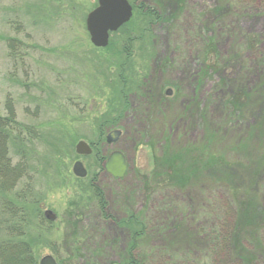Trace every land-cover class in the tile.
<instances>
[{
	"label": "rangeland",
	"instance_id": "obj_1",
	"mask_svg": "<svg viewBox=\"0 0 264 264\" xmlns=\"http://www.w3.org/2000/svg\"><path fill=\"white\" fill-rule=\"evenodd\" d=\"M243 1L248 7L233 21L227 39L217 37L216 65L207 70L202 47L195 53L190 49L198 43L189 32L183 37L182 25L188 20L196 27L210 19L218 0H189L186 19L170 24H147L133 11L130 24L109 38L107 50L94 48L85 30V17L97 0H0V110L8 102L23 126L9 150L13 156L23 153L28 165V179L17 190L25 186L26 194L32 195L24 206L29 230L36 234L33 248L38 260L53 256L54 249L58 256H66L70 238L83 244L81 259L87 264L96 260L91 254L100 261V252L108 257L123 243L124 231L104 218L93 202L85 203L88 180L79 181L72 174L78 159L88 178L95 176L105 189L109 216L147 215L154 183L150 181L146 190L139 184L140 194L131 181H118L106 173L105 159L99 167L95 158L74 150L79 140L90 142L96 137V118L112 104L115 109L119 105L113 84L123 61V45L133 53L124 72L139 82V88L127 94L129 109L117 120L120 136L112 144L103 142L98 157L118 150L131 173H151L157 166L162 168L152 144L196 140L195 146L207 147L209 138L211 145L202 153L205 168L200 166L187 184L198 190L221 174L225 183L240 187L237 198L244 199L242 195L253 193L247 192L250 183L264 182V0ZM140 30L146 31L142 38L127 45L126 34L138 38ZM9 41L16 57L8 56ZM216 155H223L227 165L207 166L208 158ZM172 169V175L180 172L174 165ZM254 197L249 200L259 199L258 194ZM44 210L53 212L55 220L46 219ZM246 227L250 230L239 237L256 251L258 232L250 223Z\"/></svg>",
	"mask_w": 264,
	"mask_h": 264
},
{
	"label": "trees",
	"instance_id": "obj_2",
	"mask_svg": "<svg viewBox=\"0 0 264 264\" xmlns=\"http://www.w3.org/2000/svg\"><path fill=\"white\" fill-rule=\"evenodd\" d=\"M130 1L133 3L137 0ZM140 4V7L134 8V12H138L147 24H162L164 21L170 24L174 20L179 21L188 16L189 0H140ZM247 7V3L243 0H218L217 5L211 10L210 19L200 21L196 27L188 20L182 25L183 37L186 39L185 34L189 32L201 45L205 57L204 68L207 70L215 68L218 58L217 37L227 39L231 34L233 21L239 20L242 11ZM204 13L206 12H203V15ZM130 21L117 31H122ZM138 33V38L132 36L133 34H126L127 45L135 39L142 38L146 31L140 30ZM114 34L115 32L111 33ZM13 41L7 44L10 57H16L11 43ZM110 44L111 39L103 49L107 50ZM120 53L124 54V57L117 66L116 81L115 85L113 84L119 105L115 109L112 104L108 112L96 118V137L89 142L93 148L91 156L96 159L99 167L105 159L98 157V153L106 130L117 127L118 118L129 109L130 101L127 94L139 88V82L132 79L130 73L124 72L123 67L126 60L133 55L132 50L123 45ZM221 54L222 52L219 53ZM225 55L226 53L222 54ZM212 57L215 62L212 61ZM22 127L12 105L7 102L3 111L0 110V264H38L33 248L36 234L29 230L30 216L25 212L24 206L25 201L31 200L32 195L26 194L29 188L25 186L17 190L21 181L28 179V165L23 153L18 152L13 156L9 150V145L21 136L19 133ZM163 141V144L161 142L151 146L159 151L157 156L155 155L157 157L155 160L162 168L157 166L151 171L152 174L149 171L140 173L137 170L131 173L128 169L126 175L120 179L131 181L132 184L127 182V185H136L135 188L140 184L144 190L151 187L150 181L155 184L150 188L154 193L148 197L150 200L145 208L147 215L139 216L130 212L125 216L124 214L119 217L109 216V201L105 189L97 183L95 176L84 178L88 180L87 188L90 190L85 203L93 202L92 206H95L104 218L111 219L124 231L123 243L119 242L120 250L118 249L113 255L109 254L108 257H104L103 252H100L99 254H102L100 261L97 256L91 254L90 258L96 259L93 264H104V262L105 264H151V261L152 264H264V182L248 185L247 192L253 193L247 196L254 197L256 194L259 196L255 201L249 200L246 195L241 196L246 197L244 199L237 198V190L240 187H237L235 182L225 183L221 174L219 176L214 174L217 176H213L214 181L210 180L205 186L195 190V187L187 184V181L200 169L205 168L202 153L211 145L209 138L207 147L206 144L195 146L196 140L193 144L185 141L174 145L170 144L171 139ZM222 157L224 156H211L206 165L220 167L222 163L224 167L227 163ZM262 157L264 158V152ZM172 165L180 169V172L172 175ZM231 175L233 176V174L228 176L231 178ZM232 179L234 181L233 177ZM136 189L140 192L138 188ZM197 191L198 193H195ZM144 194L146 197V192ZM255 206L259 209L256 210ZM249 223L254 227V231L258 232L254 234L258 239L256 251V248L248 249L239 237L240 232L250 230L246 227ZM70 241L66 246V256H58L55 249L53 256L60 264H81L85 248L75 239L70 238ZM113 257L115 260L112 259Z\"/></svg>",
	"mask_w": 264,
	"mask_h": 264
},
{
	"label": "water",
	"instance_id": "obj_3",
	"mask_svg": "<svg viewBox=\"0 0 264 264\" xmlns=\"http://www.w3.org/2000/svg\"><path fill=\"white\" fill-rule=\"evenodd\" d=\"M131 6L127 0H97V6L86 16V28L90 35L91 43L96 47H105L108 43L110 31L117 30L131 17ZM169 93V91L167 92ZM120 130L109 131L105 136L106 143L115 142ZM75 152L78 155H89L92 152L89 144L80 140L75 145ZM105 171L114 178H122L127 169L126 159L121 151H112L104 163ZM72 173L76 177L84 178L87 171L80 160L72 165ZM44 216L49 220H55L56 216L50 210H44ZM38 264H58L52 255H44L38 260Z\"/></svg>",
	"mask_w": 264,
	"mask_h": 264
},
{
	"label": "bare ground",
	"instance_id": "obj_4",
	"mask_svg": "<svg viewBox=\"0 0 264 264\" xmlns=\"http://www.w3.org/2000/svg\"><path fill=\"white\" fill-rule=\"evenodd\" d=\"M90 11H88L87 12V14L89 13ZM87 16V15H86ZM85 22H86V17H85ZM85 28H86V23H85ZM86 30V32H87V34H88V36H89V42L91 43V40H90V35H89V33H88V30H87V28L85 29ZM110 32H115V31H110ZM133 42V41H132ZM92 44V43H91ZM93 45V44H92ZM107 46V45H106ZM130 46V45H129ZM93 47L94 48H96L97 49V47L96 46H94L93 45ZM190 49L194 52H196V51H198L199 49H201V45H199V44H196V45H192V46H190ZM104 140H105V138H104ZM92 149V152H91V154H93V148H91Z\"/></svg>",
	"mask_w": 264,
	"mask_h": 264
},
{
	"label": "flooded vegetation",
	"instance_id": "obj_5",
	"mask_svg": "<svg viewBox=\"0 0 264 264\" xmlns=\"http://www.w3.org/2000/svg\"><path fill=\"white\" fill-rule=\"evenodd\" d=\"M127 1L131 5V7H132V11L134 10V8H137V7H140L141 6L140 0L134 1L133 3L130 0H127ZM166 91H165V93H166Z\"/></svg>",
	"mask_w": 264,
	"mask_h": 264
}]
</instances>
